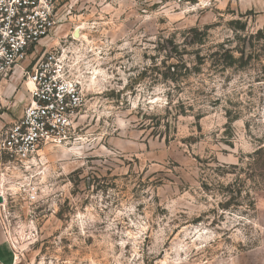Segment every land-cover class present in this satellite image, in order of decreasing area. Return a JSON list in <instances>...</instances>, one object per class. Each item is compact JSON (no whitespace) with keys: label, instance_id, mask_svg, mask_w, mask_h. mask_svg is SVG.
Masks as SVG:
<instances>
[{"label":"rangeland","instance_id":"rangeland-1","mask_svg":"<svg viewBox=\"0 0 264 264\" xmlns=\"http://www.w3.org/2000/svg\"><path fill=\"white\" fill-rule=\"evenodd\" d=\"M58 1L28 62L63 50L84 105L0 172L18 264H264V0Z\"/></svg>","mask_w":264,"mask_h":264},{"label":"built area","instance_id":"built-area-1","mask_svg":"<svg viewBox=\"0 0 264 264\" xmlns=\"http://www.w3.org/2000/svg\"><path fill=\"white\" fill-rule=\"evenodd\" d=\"M58 5V0H0V79L10 77L51 34L59 21ZM65 60L64 51L55 48L24 68L30 102L20 118L0 130L1 176L27 171L44 146L72 139L84 94ZM37 190L34 186L31 196L36 197Z\"/></svg>","mask_w":264,"mask_h":264},{"label":"crops","instance_id":"crops-1","mask_svg":"<svg viewBox=\"0 0 264 264\" xmlns=\"http://www.w3.org/2000/svg\"><path fill=\"white\" fill-rule=\"evenodd\" d=\"M28 60L17 66L10 77L0 79L1 109L9 105L10 112L0 113V130L9 123L16 121L23 114L24 108L30 102V94L24 81V68ZM0 264H18L17 255L11 246L0 215Z\"/></svg>","mask_w":264,"mask_h":264},{"label":"water","instance_id":"water-1","mask_svg":"<svg viewBox=\"0 0 264 264\" xmlns=\"http://www.w3.org/2000/svg\"><path fill=\"white\" fill-rule=\"evenodd\" d=\"M5 202L4 198L2 195H0V203L3 204Z\"/></svg>","mask_w":264,"mask_h":264}]
</instances>
